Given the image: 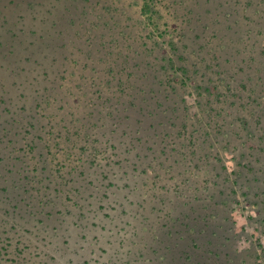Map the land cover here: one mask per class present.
<instances>
[{
  "label": "rangeland",
  "instance_id": "rangeland-1",
  "mask_svg": "<svg viewBox=\"0 0 264 264\" xmlns=\"http://www.w3.org/2000/svg\"><path fill=\"white\" fill-rule=\"evenodd\" d=\"M0 264H264V0H0Z\"/></svg>",
  "mask_w": 264,
  "mask_h": 264
}]
</instances>
